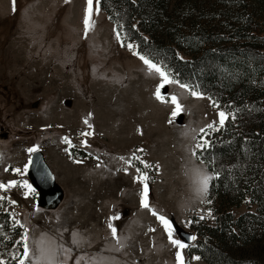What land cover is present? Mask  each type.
I'll use <instances>...</instances> for the list:
<instances>
[{"label": "rangeland", "instance_id": "1", "mask_svg": "<svg viewBox=\"0 0 264 264\" xmlns=\"http://www.w3.org/2000/svg\"><path fill=\"white\" fill-rule=\"evenodd\" d=\"M183 2L192 5L180 9L183 33L201 28L226 39L202 49L231 45L247 18L264 33V0L171 1ZM86 7V0H0V184L15 182L0 189V201L27 237L25 264L41 249L57 264L65 259L61 246L71 249L67 264H176L178 250L184 264H207L189 252L193 242L173 246L157 216L181 243L175 227L194 235L193 219H213L206 207L211 181L199 195L195 170L213 173L191 153L200 128L219 126L220 110L209 96L193 97L178 84H166L157 99L159 76L149 74L133 43L121 40L101 4L95 11V0L85 33ZM172 96L181 106L175 117ZM29 149L41 151L63 191L54 209L35 204ZM145 185L148 208L141 207Z\"/></svg>", "mask_w": 264, "mask_h": 264}, {"label": "trees", "instance_id": "2", "mask_svg": "<svg viewBox=\"0 0 264 264\" xmlns=\"http://www.w3.org/2000/svg\"><path fill=\"white\" fill-rule=\"evenodd\" d=\"M171 1L100 4L124 43H133L140 55L209 96L228 114L223 127L204 137L211 147L197 152L212 161L207 166L219 178L211 181L206 203L215 215L210 222L193 219L195 240L189 252L207 264H264V72L259 74L264 51L258 43L264 41V33L247 18L246 31H238L231 45L202 49L203 43L226 39L201 28L194 36L183 33L187 21L180 9L192 5L183 2L179 7ZM22 253V231L0 201V261L18 264Z\"/></svg>", "mask_w": 264, "mask_h": 264}, {"label": "snow or ice", "instance_id": "3", "mask_svg": "<svg viewBox=\"0 0 264 264\" xmlns=\"http://www.w3.org/2000/svg\"><path fill=\"white\" fill-rule=\"evenodd\" d=\"M66 2H67V0H66ZM86 4H87V7L85 10V16H84V21H83L84 27H85V33H87V31L89 30V28L91 26L90 16H91V13L93 10V0H86ZM95 4H96L95 11L98 13L100 10L99 9L100 0H95ZM117 39L119 40V36H117ZM128 47H129V50L133 49V46L131 44H129ZM133 54L137 55L136 52H133ZM139 59L144 63L149 74L155 73L156 75L159 76V78L161 80V83L157 87L156 93H155L157 99L161 98V88H163L166 84H170V83L178 84V86L180 88L190 92V94L193 97L202 98L201 94L195 88L191 87L188 84H185V83H182V82L175 80L174 78L171 77L170 73L165 68H163L161 65L155 63L153 60L147 58L144 55H140ZM171 103L175 105V109L172 113L173 117H175L181 111V106L177 102L176 96L171 97ZM213 106H216V105L214 104ZM218 117H219V126H217V124L215 122L209 123L205 127H202L199 129V133L203 134L200 136L199 140H196V136H193V139L196 140V143L194 145L195 150H193L191 154L193 157H196L197 159H199L201 164L207 165L208 163H212V161H206L202 156L197 155L198 151L204 152V151H207V149L211 147V142L204 139V137L207 136L210 131H218L219 128L223 127L226 119H228V114L224 111H219ZM84 122L88 123L87 119ZM193 131H196V130H193ZM84 135H88V134H84ZM185 135H187V133H185ZM65 142H67L66 138H65ZM35 150L36 149H29V152H34ZM131 159L132 158H130V160H129V164L131 163ZM145 167H149V165H145ZM5 170L7 171V169H5ZM16 171L19 172V169H17ZM195 172H196V175L198 177V180H197L198 187H197L196 191L199 195L204 196L207 193L209 182L212 181L213 179H218L219 173H216L215 176H213V175L209 174L208 172H206L205 170H202V169H196ZM141 179H147V177H141ZM14 184H15L14 181L10 182L7 185L0 184V189H6L8 187H12V186H14ZM24 186L27 187L26 184ZM147 192H148L147 185H145L143 193H142V197H141V207H143V208L149 207V205L147 203ZM0 199H2V198H0ZM152 214L157 215L155 211H153ZM208 215H211L210 211H209ZM201 218H203V217H201ZM157 219L160 220L161 223L164 225L165 230L168 232L169 241L173 246L177 247V249H183L187 246L186 244L181 243L178 239L172 238L171 225L168 223V221L163 216H157ZM17 223H19V222H17ZM109 229L111 231L112 238L116 241V244L119 247H123L122 240L117 234V229L112 226L111 222H109ZM150 231H152V229H150ZM26 239H27L26 236L22 237V240L26 241ZM191 239L195 240V237L193 236V237H191ZM116 250H119V248H117ZM61 251L65 254V259L63 261H58L57 264H67V259L69 257L70 252H71V249L61 246ZM13 258L16 259V257H13ZM28 259H30L29 247H28L27 243H24L23 244L22 258L18 259V264H25V261ZM195 259H199V257H195ZM41 260H45L46 264H54L55 256H54V254H50L46 250L41 249L40 255L36 258L35 261H33V264H40ZM80 260L84 261L85 258L80 257ZM0 264H3V261H0ZM176 264H184V260H183L181 251H179V250L176 252Z\"/></svg>", "mask_w": 264, "mask_h": 264}, {"label": "water", "instance_id": "4", "mask_svg": "<svg viewBox=\"0 0 264 264\" xmlns=\"http://www.w3.org/2000/svg\"><path fill=\"white\" fill-rule=\"evenodd\" d=\"M27 176L33 189L37 192L35 204L41 209H54L63 199V191L55 182L41 151H34L30 155ZM175 232L180 240L190 245L194 235L175 227Z\"/></svg>", "mask_w": 264, "mask_h": 264}, {"label": "crops", "instance_id": "5", "mask_svg": "<svg viewBox=\"0 0 264 264\" xmlns=\"http://www.w3.org/2000/svg\"><path fill=\"white\" fill-rule=\"evenodd\" d=\"M113 241H110V243L113 245V243H112ZM142 253H143V251H142Z\"/></svg>", "mask_w": 264, "mask_h": 264}]
</instances>
